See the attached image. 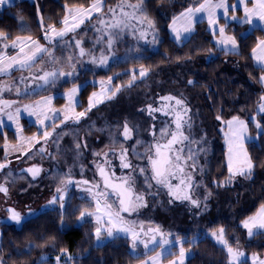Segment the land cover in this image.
Wrapping results in <instances>:
<instances>
[{
    "label": "trees",
    "instance_id": "1",
    "mask_svg": "<svg viewBox=\"0 0 264 264\" xmlns=\"http://www.w3.org/2000/svg\"><path fill=\"white\" fill-rule=\"evenodd\" d=\"M94 1L19 0L0 11V31L6 34L8 40L16 37L20 32L25 36H31L33 39L41 38V34L50 26L61 24L67 17V8H89ZM202 1L170 0L171 4L168 3L167 5L158 2L161 3V7H166L164 10L168 12V16H171L182 8L199 5ZM237 12L241 13V9H238ZM97 19L95 18L91 24L94 25ZM20 22L25 23L23 29L20 28L22 27ZM248 27L249 25L246 23L228 25L227 30L233 32L238 40L239 52H224L215 46L205 21L197 22L195 30L184 42L176 43L165 37L161 40L158 50L149 51L147 48L138 50V55L144 54L140 56L141 61L139 63L113 69L111 73L115 74V79L120 81L119 84H110L108 79L111 74L101 72L102 65H97L96 62L92 63L91 48L85 47V55H80V51L75 48L74 40H85L88 37L85 36V32L75 34L74 40L73 37H69L56 41L53 48V55L55 56L53 65L56 68L59 67L57 68L59 72H76L80 75H74L72 78V75H69L64 77L65 79L62 78L60 83L55 85L58 88L54 91L73 86L79 87L80 103L76 104V107L78 113H86L82 118L88 114L91 115L88 116L97 124L93 131L95 135L99 134L100 128L98 129V127L107 125L106 121L109 123L116 122L122 113L117 104L102 106L103 101L114 96L113 92H118L116 91L117 87L126 85L134 75L136 79L133 84L136 83V87L138 82V88L132 90L126 100L132 97L143 100L148 97L154 101L156 96L162 95L167 90L170 94L185 96L190 107L197 109L199 120L205 129H209L213 133V127L210 124L215 123L214 130L219 144L214 150L215 155L212 164L215 165V170L220 172L221 179L228 175V169L225 157L226 149L222 145V134L217 127H219V122L230 116L239 115L243 117L250 133L256 135V139L246 143L253 167L250 175H244L249 177L250 183L252 182L251 190L256 197V203L250 209L248 208L243 215H238V209L232 212L227 210L228 212H226L221 211L220 208V213H223L222 216L224 217L222 219L221 216L218 223L211 225V229L219 227L223 223L225 224V235L229 239L234 237L238 243L236 246L241 245V248L248 247L251 252H260L264 251V232L261 237L260 234H257L249 241L245 236L243 237L244 229L237 224L243 216L252 213L260 204L264 203V131L258 132L252 120V117L255 116L258 122L264 126V113L256 111L263 93L257 76L264 69L252 63L250 54L258 40L264 38V29L254 27L242 35L241 31L248 30ZM91 38H94V35ZM122 41L125 43V40ZM47 56L46 61L49 63ZM43 57L45 58V55ZM50 60L52 61L51 57ZM179 66L185 67V69L182 68L183 70L180 72L177 68ZM141 70L146 71V75L143 77L139 75ZM33 77L31 76V79L34 81ZM190 80L193 81L192 84L188 83ZM52 84L50 83L49 87ZM110 86L115 89H107ZM45 93L40 92L39 95ZM90 98L94 104L91 112L88 111ZM59 99L65 101L63 97L56 95L54 103H64ZM101 107H103V111L98 110ZM123 109H127V107ZM218 116L220 117L219 120L217 119ZM47 124L44 130L49 131L52 124ZM22 129L32 133L35 131L36 125L34 123L29 124ZM12 132L13 130L8 129L7 135L5 131H0V163L9 160L2 145L5 140H10L13 135ZM68 148L67 145L66 147L62 145L63 150ZM57 160L58 164L54 163V166L64 165L62 160L59 158ZM19 189V187H10L11 195L14 198L17 197L20 203L26 197L19 192ZM27 191L31 193L36 191L37 193L34 187H28ZM251 198L253 197L251 196ZM240 205V202L234 201L232 207L237 208ZM77 218V212L66 214L64 218L60 208L54 209L51 205V207H44L42 211L34 212L33 215L23 218L18 226L0 219V264H57L55 262L57 257H59L58 264H70L71 262L75 264H136L146 256V254L130 251L124 244H98L92 221L84 219L77 222ZM182 244L184 248L193 251L185 264H229L230 258L226 248L210 236H200L193 243L187 238ZM174 252L177 251L174 250ZM242 264H250V261H242Z\"/></svg>",
    "mask_w": 264,
    "mask_h": 264
},
{
    "label": "rangeland",
    "instance_id": "2",
    "mask_svg": "<svg viewBox=\"0 0 264 264\" xmlns=\"http://www.w3.org/2000/svg\"><path fill=\"white\" fill-rule=\"evenodd\" d=\"M16 1H19V0H10V3L3 5V6H0V11H2L4 7L11 5ZM158 1L162 2L164 5H167L168 3L171 4L170 0H158ZM158 1L155 2L152 0H143L144 14L148 17V19H150L153 22L154 29L149 28L146 21L142 24L137 23L136 21H131V24H133L135 26V29L129 27V28H125L122 32H120L119 29L107 28L104 25L99 24L98 20L100 18L105 19L106 21H108V23H114L115 19L119 18V8L117 7V5H119L121 3L136 4L139 2V0H104L103 1V10H102L103 13L101 12L102 13L101 15H100V13L93 12L92 18L90 20L85 19V22L83 24H81L75 30V32H71V31L68 32V34L63 39L73 37V40H74L75 34H82L83 32H85V36H87L88 38H86L85 40H83V39L80 40L82 42L81 46L83 47L84 50H86L85 47L91 48V52L93 53L92 57H95L96 60L97 59L100 60L102 55L103 56H106L107 54L108 55H112V54L114 55V54H116L117 49L123 50L122 47H118L119 44L122 45V42H123L122 40L124 39L123 37H131V39H130L131 42H133V40H134L137 45H140L144 48H148V49L154 51L156 49L158 50V46L161 43V35L159 32L161 30V28L165 27L163 39H165V37H166V38L173 40L176 43H182L190 37L192 32L195 30V24L197 22L205 21L206 28L210 32L211 39L218 49H221L224 52H235V53L239 52L238 40L234 36L233 32L227 30V27H228V25L234 26L237 24H242L241 21L244 17L243 6H240L238 8V9H241V13H238L237 11H235V12L229 11L227 16H225L223 14V9H217V23L211 27L209 26V23H208L207 13L206 12L205 13H197L194 17V22L191 25V32L190 33H183L185 38L178 42L175 39V33L172 30L173 27H175L177 30H180L181 32H183V28L187 26V21L184 18H181V13L185 12V10L190 8V7L195 8L198 5H191V6L182 8L179 12H177L174 15H171L169 17L168 16L169 14H167L168 12H166L164 10L166 7L165 8L161 7L160 6L161 3ZM213 2H219V0H213ZM226 2L229 5L238 4V0H226ZM94 3H95V1H94ZM247 6L249 8H251L252 4L248 3ZM109 8L116 9V17L115 18L112 17V15L108 12ZM81 9L82 8H67V17H68V25L69 26H71L75 22L73 20V15L76 12L80 11ZM83 9H84V7H83ZM85 9H88V8H85ZM125 10L128 12L132 11V9H130V8H125ZM138 15H139V13H138ZM97 16H98V19H97ZM232 16H236L237 19L233 20ZM167 17H168V20H167ZM95 18L97 19V21L94 23V25H92L91 23ZM77 19H79V17H77ZM174 20H175V24L173 23ZM54 27L57 31H59L63 27H65V25H63L61 22V24L54 26ZM221 27H223L225 30V33H224L225 37H234L236 39L237 48L234 51L232 50L230 43L227 45L218 43V41H220L222 39V37L219 35V28H221ZM255 27H260V28L264 29V24L257 22ZM253 28L254 27L252 25H249L248 30L241 31V34L244 35V34L248 33ZM97 29H102V31H97ZM48 30L49 29H47L45 32H43L41 34V38H36L33 41H38L40 45L46 46L52 52H54L53 48L56 45L55 43H56V41L57 42L60 41V39L54 40L51 44H49L48 41L44 39V36H45L46 32H48ZM140 31H144L146 33V38H140ZM214 31H215V34H214ZM109 32H112V33L118 32L119 33V35L115 36V38H114V43L112 44L111 51L108 50V46H107V38H108L107 33H109ZM48 34L51 35L52 33L49 32ZM93 35H94V38H91V37H93ZM154 35L156 37L155 40H153ZM28 37H31V36L26 35V36H22L20 38H21V40L26 42V39H28ZM101 37H102V39H101ZM16 39L17 38H15V40ZM15 40L9 41L8 39L0 38V55H2L4 57V63L5 64H7L9 62L10 57H16V56H22L23 55V53L20 52L21 47L24 49V53H28L30 49H34V47H35L31 42H28L27 44H25V43L18 44V46L16 48H13L11 45H12V42ZM31 40H32V37H31ZM77 40H79V39H77ZM261 40H264V38H261L258 40L257 44L252 48L250 54H251V58H252V63L257 67L264 69V63H261L256 59V56H259L261 54L260 49L257 48V45H258L259 41H261ZM74 41H76V40H74ZM125 41H127V39H125ZM5 45H7V47H5ZM75 48L77 49V51H80V49L77 48L76 46H75ZM254 48L257 49L256 56L253 55V49ZM44 55L46 57V54H44ZM234 60H236V59H234ZM39 61L42 62L43 64L41 65V63L37 61L34 64V66H32L30 68L20 69L18 66H16V67H13L12 69H10L6 73H0V87H4V88L6 87V89H0V100L15 102L12 104L11 107H7L3 104H0V108L3 109V111H0V121H2V123H0V131H2V132L5 131V133L8 135V129L13 130V132H12L13 135L10 138V140H5V142L3 143L2 146L5 148V150H4L5 154L8 155L11 159V166H14V167H18V165L20 166V164L22 167L23 165H30L33 163V162H29L28 158L23 159L22 157L27 153V151L31 150L32 144L36 143L34 145L35 147H37V144H40V146L37 148V150L41 149L42 140L44 137L43 132H45L44 127L47 125V123L52 124V127H51L52 129L50 131H52L53 129L60 130L63 128V124L70 122L69 120H71V119H76V115L78 114L76 104L80 103L79 97H78L79 87L77 88L78 91L72 97V104L70 105L69 104V92L75 86L70 87V88H63L59 91H54L55 88H50V87L47 88V85H49V84L46 85L45 89H42V88L36 86V85H38V83L35 84V82L30 79L34 69L35 70L40 69L39 71H41L42 74H43V71H54L55 70V71L59 72V70H57V68H59V67L56 68V66L53 65V61L50 60L49 63L46 61V59H42ZM92 63L93 64L95 63V62H93V59H92ZM238 63H240V62H238ZM185 65H188V64H185ZM177 68H178V71L180 70V72H181V70L185 69V67H180V66ZM196 68H197V66H196ZM236 68H238V67L236 66ZM27 71H29V73ZM186 71H188V70H186ZM21 73H26V78L28 77L26 79V83H25V81L23 83V80H22V83L24 86L19 87L18 85L11 84V82H14V81L18 82L19 81L20 77L18 76V74H21ZM42 74H38V75H42ZM10 75H13V76L10 77ZM23 76H25V75H23ZM68 76L69 75L60 76V77H61V79L62 78L65 79L64 77H68ZM261 76H264V71L260 72L257 76V78H258L257 80H258V82L261 85L262 90H263L262 97H264V82H261V80H260ZM9 78L11 79L9 81V84L8 85L3 84ZM23 78L24 77H22V79ZM32 86H34V87H32ZM31 87H32V89L30 91L31 92L30 94L28 92L25 94H22V93L16 91L17 89L26 90V89H30ZM42 91H44L46 93L44 95L40 94L38 96L31 97V95H34L37 92H42ZM50 92H51V94H49ZM56 95L63 97L65 99V101L62 99H59V100H62L64 103L55 104L54 98ZM26 96H28V97H26ZM165 96H171V97H175L177 99L183 100L184 106L188 109L186 114H184L181 109H178V110L181 111V114L183 115V119L185 121H188V123H190V125H191L190 128L187 125H185L183 128L184 134L189 137V140L185 141L184 143H181V144H176L173 147L176 149L182 148L183 152L181 155L184 157H187L189 154H192L194 156V160L196 163L197 156L201 153V150L199 149V151H198L197 147L194 146V144L197 145V143H201L200 140L203 139L198 134L206 135V133H204L203 130H202V132L204 134L200 133L201 130L196 131V127L200 126V120H199L198 113L196 112V110H193L191 112V107L188 104V100L186 101L185 96H178V95L170 94V93H168L167 95H164V93H163L160 96H156V100H162L161 98L165 97ZM48 97L52 98L51 102L45 103V101ZM150 101H153V99L147 97V98H144L142 100L140 98V103L142 104V106L136 107V108H131V109H122L121 110L122 113L120 114L119 118L121 120H124L125 118H127V120H128L127 122L129 123V127L132 130H134L136 128L137 124L139 123L138 114H140L139 113L140 109H142L143 107L144 108L146 107L148 109V106H145V104H147ZM166 102L169 105L168 112L173 114V119L168 125L171 124L172 125L171 131H174L175 130V123H174L175 112L171 111V106L175 105V100L166 101ZM38 103L40 104V108H32L31 107V106L36 105ZM261 104H264V100L260 99V101L258 102L257 107H256V111L258 113H264V112L260 111V105ZM26 105L30 106L29 107L30 111H37V112L43 111L44 113H46V115L48 116V119L45 120L44 125H40L37 122L36 116H34V115L30 116L28 114V111L24 110V106H26ZM16 108L21 109L18 123L16 120H9L8 116H7V113H9V112H11L15 115ZM102 108L103 107L99 108L98 110L103 111ZM101 111H100V113H101ZM65 115H67L69 117L68 120H64ZM233 117H238L240 120L245 121V123L247 124L246 120L239 115L230 116V117L222 120L220 123L219 131H220V134H222V141H221L222 145L226 149L225 157H226L227 169H228V157H229V142L228 141H229V136H230L227 122L232 120ZM252 120H253L255 127H256V123L258 122L257 118L255 116H253ZM123 122H125V121H123ZM33 123L36 125V129L34 132L31 133V132H26V131L22 130V127L29 125V124H33ZM123 125H125V123H123ZM123 128L124 127H122V131H123ZM132 130L130 132V138L126 139L124 136H122L123 139H125V141L131 140L134 138L133 137L134 134L132 133ZM171 131H169V132H171ZM257 131L259 132L260 130L257 129ZM135 133H136V131H135ZM246 135H247V137H249V139H246V141H245V144H244L245 148H246L247 141L256 139V135H253L250 133V131L248 129V125H247V134ZM28 137L31 138L30 143L27 142L28 140H25ZM161 138H163V139L168 138L169 139L170 137H161ZM56 139H58V138H56ZM37 140L39 141V143H37ZM191 141H194V144H192ZM68 143H69V138L64 137V139L60 140L59 144H56V145H63L64 147H66V145L68 146ZM141 145H143V144H141ZM154 145H156V144H152L151 146H149V148L147 147L145 149V151H143L141 154H139L138 152H135V151L133 152L134 154L132 153L135 156L134 161L137 162V164L139 165L138 168L135 167L134 162L130 161V159H129L130 157L128 156V154H129L128 151L126 152L125 159L127 162H129L132 165V167L127 168L130 171L136 170L138 173H140L139 170L141 168L145 169L144 174L137 178V187L133 186L132 183L129 181V183L132 186V190H133L134 195H136V194L142 195L144 198V202L147 205L146 207H140L139 210L140 209L146 210V209H150L151 207L154 210V205H157L160 202V199H161L160 193H163L164 189H166L168 191V196H170L168 199V210L170 208V212H169L170 220L168 222V225H165L164 228L168 229V231L172 232L171 236L166 237L172 243L170 245L166 246L168 251L165 252L164 256L161 257V259L157 262V264H170V261L178 260V258H179L180 244H178L176 242L177 238H179V240L182 243L187 238L189 239V241L191 243H193L196 240H198V238L201 236V234L196 232V233H192L191 235L185 236L184 232H188V231H190V229L194 228V227H191L192 226V224H190L191 221H187L188 222L187 223L186 220H184V218H185L184 217V213H185L184 207L185 206H175L174 205L175 201L179 202V203H177L178 205H181L182 202H180V199H176L175 196L170 194L169 188L157 184L156 181L153 179H151V181H150V179L146 180L147 175H149V174H150V176L153 175L151 168H150V162L148 160V157L149 156L155 157L156 149H155ZM42 148L44 149V152H45V147L43 146ZM47 149H50V146L47 147L46 150ZM124 150H126V149L114 150L116 158L118 160L121 159V153ZM189 150H191V153L189 152ZM56 151H57V146H53L50 149V153H55ZM105 154H106V151H102V153L100 154V155H102V158L100 157V159H97L96 161H93V160L91 161L92 165L94 166V170H99L98 166L102 167V165H100L99 161L101 159L103 160V158L105 157ZM137 155H140V156H137ZM55 156H57V154ZM66 158L67 159L73 158V155L71 153L70 148L66 149L62 153V161L66 160ZM21 161L23 162V164ZM76 161L79 162L77 159H76ZM187 163L190 166L193 164V161L188 160ZM235 167H236V164H235V157H234V163H233L234 171H235ZM191 169L192 170L199 169V171H200L201 166H198L195 164V168L191 167ZM14 170H16V168H14ZM184 171H185V169H184ZM5 174L6 173L3 174L4 177H5ZM6 175L8 176V174H6ZM181 175H183V174H179L178 176H181ZM19 179H21L20 182L22 183L19 187L20 188L19 190H20L21 194H24V197H26L24 199H28L30 197H33V195L36 194V191H32V193L30 191H27V186H28L27 183L22 180L23 179L22 177L17 178V180H19ZM229 179H230V173L228 171V175L226 176V178L220 180V184H221V188H222V190H220L221 192H219L220 194L211 196V200L213 203V206H212L213 209L216 210V209L221 208V211H226V212H228L227 210H230L232 212V211H236V209H239L238 211L244 212L245 210H248V207H249V209H250V207H253V205H255V203H256V197H255L253 191L251 190L252 182L250 183L249 177H245V176L237 174V175L231 177V182H229ZM237 180L241 181V183L239 182V184H241L240 187L244 191H246L245 196L242 195L241 192H239L237 194L235 193L234 186L238 183ZM233 182L236 184H234ZM148 184H151L152 187L149 188ZM0 185H3L4 187H6V185H7L5 180L1 177H0ZM177 185H179V179H176L174 184L172 183L173 190H175V186H177ZM237 186H239V185L237 184ZM160 187H162V188H160ZM180 189H182V191H177V195L182 196V195L186 194V190L184 188V185H180ZM144 191H145V193H144ZM148 191L150 193V196L148 198L151 201V203H150L151 205L148 203V200L146 197V195L148 194ZM8 193L10 194L11 190ZM74 193L76 195V198L83 196L84 198L90 199L92 201L90 203L92 211H89V212H95V210H96L95 201L93 200L92 195L87 191V189H82V188L80 189L78 187L74 190ZM4 195H5L4 192H0V218H4L3 219L4 221H10V222H8L10 224L11 221L12 222H14V221L10 219L11 213L8 210L9 209H13V210L16 209L15 211L19 212L21 214V211H20L21 209L19 207H16V205L20 204L21 202L19 203V202L13 201V203H12V199L10 198V200H8L7 198H4ZM251 196L253 198H251ZM192 199L195 200L194 198H192ZM235 200H237L241 204L240 206H237V208H235V206L232 207ZM186 201H188V203H191L190 200H186ZM204 201L205 200H203V202ZM228 204H231V205H228ZM37 205H38V202L34 204L35 207H37ZM56 205L60 208L59 202H57ZM148 205H150L151 207ZM262 205H264V203L260 204L254 211H252V213H249V214L243 216L242 219L239 222H237V224L244 227L243 226L244 221L248 220L250 217L257 216ZM192 206L195 207L196 205H193L191 203V207ZM62 212H63V209H62ZM63 213H65V212H63ZM66 213H67V211H66ZM77 213H78L77 222H80L84 219H88V220L92 221L95 228L98 226L96 219H95V216H86L84 219H81L79 212H77ZM222 215H224V214L222 213L220 216H222ZM208 216H210V215H208ZM223 217L224 216H222V219H223ZM210 218H212V216H210ZM129 219L133 221L132 216H130ZM147 219L154 221L153 218H151L150 211H148V218ZM200 221L203 224H198V223H196V224L193 223V224L198 226V227H201L205 223H208L207 219L206 220L200 219ZM15 224H17V223H13V225H15ZM148 225H152V222L149 221ZM224 227H225V224L221 223L220 227H216L213 229H207L206 233H204L203 235L206 234L207 236H210L214 240H216V238L213 237L212 233L214 231L218 232L219 229L223 228L224 229V238L229 242V244L234 249H236V247L233 245V242H232L233 240L228 239L227 236L225 235V228ZM179 230L181 232L179 234H177L179 232ZM244 230H245V232H244L245 237L249 241L252 240V238H254L257 234H260V237H261V234L264 232V229H253L254 235H252L250 237L248 235V230L245 227H244ZM118 235L121 236V238L118 237L117 235H115L116 237L114 236L115 238L114 237H108L105 233L102 237V240H100V241L97 240L96 242L98 244L99 243L100 244L111 243V244L117 245V244H120L121 241H123L124 237L125 238L127 237L123 233H120ZM157 240L159 241L160 238H157ZM128 249L135 253V251L131 250V248L129 246H128ZM184 249L186 252V255L184 258V264H185L187 258L190 257V255L192 254L193 251H192V249H186V248H184ZM150 250H151V253L146 254L144 259H142L140 262H138L136 264H144L145 261H148V264H152L150 258L155 257L157 253L161 252V248L155 247L153 250V246L149 245L148 249H145V250L142 249L141 252L146 253L147 251H150ZM174 250H176L177 252H174ZM226 250H227V248H226ZM240 250L245 253V256L242 257V261L249 260L250 264H261V261H264V251H260V252L253 251V252H251L249 249H240ZM169 252L171 254H169ZM254 257L256 259H253ZM55 262L57 264L59 263L58 261H55ZM62 264H64V263H62ZM70 264H75V263L71 262Z\"/></svg>",
    "mask_w": 264,
    "mask_h": 264
},
{
    "label": "snow or ice",
    "instance_id": "3",
    "mask_svg": "<svg viewBox=\"0 0 264 264\" xmlns=\"http://www.w3.org/2000/svg\"><path fill=\"white\" fill-rule=\"evenodd\" d=\"M10 3V0H0V6L6 5ZM248 3L252 4V7L249 8L247 6ZM240 6L244 8V17L242 19V23H246L252 25L253 27L256 26L257 22L264 24V0H238V4L229 5L226 0H219V2H213V0H203L202 3L195 8L190 7L185 10V12L181 13V18H184L187 21V26L183 28V32L177 30L173 27V32L175 33V39L179 42L184 39L183 33H190L191 32V25L194 22V17L197 13H207L208 15V23L209 26H213L217 23V9H223V14L225 16L228 15L229 11L235 12L238 10ZM119 8V18L115 19L114 23H108L103 18L98 20V23L104 25L107 28H115L119 29L122 32L125 28H133L135 26L131 24V21H136L137 23H144L147 22L149 28L154 29L153 22L148 19V17L144 14L143 9V0H139L136 4H124L121 3L117 5ZM125 8L132 9L131 12L125 10ZM103 10V0H95V3L91 4L88 9H81L80 11L76 12L73 15V20L75 21L71 26L68 25V17L62 21V24L65 25L61 30L57 31L54 26H50L48 32H46L44 39L51 44L54 40L63 38L68 34V32H75V30L85 22V19L90 20L92 18V13H101ZM108 12L112 15V17H116V9L109 8ZM139 13V15H138ZM79 17V19H77ZM232 19H237L236 16H232ZM175 24V20L173 21ZM43 27V25H42ZM97 31H102V29H97ZM52 33L49 35L48 33ZM225 30L223 27L219 28V35L222 37L219 44H231V48L234 51L237 48L236 39L234 37H225ZM215 34V31H214ZM119 35V33H107V46L108 50L111 51L112 44L114 43L115 36ZM0 38L7 39L5 33L0 31ZM140 38H146V33L144 31H140ZM155 35L153 36V40H155ZM102 39V37H101ZM28 40L35 46L34 49H30L28 53H24V49L21 47L20 52L23 53L22 56L10 57L9 62L7 64L4 63V57L0 55V73H6L13 67L18 66L20 69L30 68L34 66V64L38 60L43 59V55L46 54L52 58V61L55 62V56L53 52L46 46L40 45L38 41L31 40V37H28ZM99 42V41H98ZM25 41L21 40L20 37H17L15 41L12 42V47L16 48L18 44H23ZM81 41L76 40L75 46L80 49V55H85V50L81 46ZM7 47V45H5ZM257 48L260 49V55L256 56L257 49H253V55L256 56V59L264 63V40L259 41ZM71 59V58H69ZM108 60L107 56H101L99 62L101 64L106 63ZM93 62H96L95 57H93ZM43 71V70H42ZM65 75H72V73H64V72H57V71H43L42 75L34 76L33 79L36 81H42L43 84H38V87H43L45 84L54 83L55 79L58 76H65ZM140 77L146 75L145 70H141L139 73ZM136 79L135 75L133 76L132 80L129 81L128 87L132 86V83ZM111 80V78H109ZM261 82H264V76L260 77ZM189 84H192L193 81H188ZM120 88L117 87L116 91H119ZM78 91L76 87H73L69 92V104H72V97ZM19 92V89H17ZM95 96V93L93 94ZM115 95V92H113ZM110 98V97H109ZM51 97H48L45 103L51 102ZM163 101H172L175 100V105L171 106V111L175 112V130L169 132L167 129L161 130L162 137H170L167 139L166 144H159L157 143L154 145L156 152L155 158L153 156H149L148 160L152 166V173L151 179L155 180L157 184L165 186L169 188L170 194L175 196L176 199H184L190 200L193 205L199 207V203L196 200H193L190 195H177V191H182L180 189V185H184L186 188L192 187V176L190 173H185V167H192L195 168V160L192 154H189L187 157L182 156L183 149H176L173 146L176 144L184 143L185 141L189 140V137L184 134L183 128L187 125L189 128L191 127L188 121L183 119V115L181 109L184 114L187 113L188 109L184 106V102L181 99H177L171 96H165L161 98ZM261 100H264V97H261ZM15 103L13 101H4L0 100V104H3L7 107H11L12 104ZM94 106L92 99L89 100V108L88 111ZM30 106H24V110L28 111L30 116H36L37 122L40 125L45 124V120L48 119V116L43 111H30ZM32 108H40V104H36L31 106ZM165 108L169 107V105H164ZM149 114L153 111H162L163 109H152L151 106L148 108ZM0 111H3L0 108ZM260 111L264 112V104L260 105ZM21 109L16 108L15 115L11 112L7 113L9 120H16L18 123L19 115ZM168 112H165V115H168ZM85 112H80L76 115V121L78 122L80 117L85 116ZM69 117L65 115L64 120H68ZM217 119L219 120L220 117L218 116ZM2 123V121H0ZM229 128V157H228V171L230 173L229 182H231V177L237 174L239 175H250L251 169L253 167L251 157L248 155L247 149L244 147L247 137V124L245 121L240 120L238 117H233L232 120L227 122ZM257 129L264 131V126H262L259 122L256 123ZM130 132L128 125L125 123L123 128V135L124 137L130 138ZM51 134L47 131L43 132V136L47 139ZM37 143L39 141L37 140ZM77 147H80L77 145ZM162 149L166 151H162ZM38 151L43 152L44 149L41 148ZM126 152L127 150L122 151L121 153V167L123 168H130L132 165L126 161ZM191 153V150H189ZM235 157V171L233 169ZM192 160L193 164L188 165L187 161ZM6 165L0 163V170L5 168ZM99 168V175L103 180V189L99 183L93 185V188L96 191H93V188L87 189V191L92 195L93 200L96 204L95 212H89L88 210H83L80 212V218L84 219L86 216H95L97 227L95 228V237L99 241L102 239L103 235L106 233L108 237H114L120 233L125 234L131 240V247L132 249H136L138 245H143L145 249L149 248V245L153 246V250L155 247H160L161 252L157 253L155 257H151L150 260L152 264H157V262L164 256L165 252L168 251L166 246L170 245L172 242L168 240L163 233L160 232L159 228L153 229L148 228L145 229L143 223H137L136 221L127 220L122 213H128L131 215L133 212L137 211L140 207H146V203L144 202V198L140 194L133 195L132 186L129 183L130 177L119 178L121 179V183H112L111 179L108 174H106L105 169L101 166ZM28 172L32 173L33 177H35L39 172V168H29L27 169ZM141 175L144 174L145 169L141 168L140 170ZM179 174H183L178 176ZM114 176V173L112 174ZM171 179H179V185L175 186V190H173V186L171 184ZM147 180V177H146ZM73 181L68 179L67 181H62V184L65 186V190L67 184H71ZM81 183V182H77ZM83 184H88V181H82ZM148 187H152L151 184H148ZM112 191L109 192L108 189ZM8 189L3 185H0V192H4L7 194ZM58 196H54L50 204H56L59 202L60 208H64V190L61 188H57ZM115 195L117 197V201L110 202V197ZM113 203L117 204L115 210L113 209ZM11 213L10 219L15 221L17 224L22 222L23 217L19 212H16L13 209L8 210ZM243 226L248 230V235L251 237L254 235L253 229H264V205L261 206V209L257 216L250 217L248 220L244 221ZM152 235H149V234ZM157 235L160 236V240H157ZM213 237L216 238L217 242L223 244L228 251L230 261L229 264H242V257L245 256V253L237 247L234 249L229 242L224 238V229H219L218 232L212 233ZM180 244L179 248V258L178 260L170 261V264H184V258L186 255L185 249L183 247L182 242L177 238L176 241ZM169 254H171L169 252ZM253 259H256L255 257ZM57 261L59 262V257H57ZM144 264H148V261H145ZM261 264H264V261H261Z\"/></svg>",
    "mask_w": 264,
    "mask_h": 264
},
{
    "label": "flooded vegetation",
    "instance_id": "4",
    "mask_svg": "<svg viewBox=\"0 0 264 264\" xmlns=\"http://www.w3.org/2000/svg\"><path fill=\"white\" fill-rule=\"evenodd\" d=\"M134 49V47H133ZM139 49V48H138ZM121 55V56H120ZM144 55V54H143ZM143 55H137L135 52H131L128 50V52L124 53H117L114 55H107L108 60L106 63L101 64L99 60H96L97 65H102L101 72L105 74H111L109 77L111 80L108 79V82L110 84L116 83L119 84L120 81L118 79H115V74L111 73L113 69L119 68L121 66L130 65L132 63H139L141 61L140 56ZM74 75H80V73H73ZM70 78V79H71ZM61 77L58 76L55 79V82L52 84L50 88H58L55 85H58L61 81ZM129 81L127 82L128 85ZM136 84V83H135ZM135 84L132 83L131 87H128L127 85L119 86L121 87L118 92L115 93L114 96H110V98H107L103 101L102 106H112L117 104V107L119 109H123L124 107H127V109L136 108L142 106L140 103V99L137 97L135 98H129L126 100L130 95L129 93L132 92V90H135L138 88V82L135 87ZM107 89L114 90L113 86L108 87ZM128 93V95H126ZM168 94V90L165 92V95ZM168 105L166 101L160 100L156 101V99L153 102H148L145 104V106H151L152 109H163L162 111H153L151 114H149V110L145 107L140 109L139 113L144 115L142 117L139 116V125L138 129L132 130L133 139L125 141L122 136L123 131L122 127H124L123 123H126L127 118L124 120H121L117 118L116 122L109 123V121H106L108 125H102L101 127H98V133L97 135L93 134L94 126L97 125L93 122L92 119H90V116H86L84 118H79L78 122L76 119H71L70 122L63 124V128L53 129L51 131V135L47 138L48 140L52 139V143H49L45 140V137H43L42 145L46 148L50 146V149L53 146H57V151L55 153H50V149H47L46 152H40L37 150V147L39 146L37 144V147H33L32 150H30L28 153H26L22 158L26 159L28 158L29 162H33L30 165H39L41 167L40 176L36 179H32L31 176L28 174L21 172L20 170L23 167H27L30 165H23L21 167H14L10 165V171L7 172L8 176L5 174V180L8 182L10 187L18 188L22 183L20 180H17L18 177H22L23 181L27 183L28 187H34L37 190V193L33 195V197H30L28 199H24L20 204H22L23 209L22 212L23 215L26 217L33 215L34 212L42 211L44 207H52L55 209L58 206L56 204H50L49 201L52 200L54 196H58L59 193H57V188H61L64 190L65 194V200H64V208L63 211L66 214L73 213V212H80L83 210L92 211L90 203L92 202L88 198L82 197H75L74 190L76 188H82V189H89L93 188V185L99 183L101 186V189H103V181L101 177L98 175V171L94 170V166L92 165L91 161H96L97 159L102 158V151H106L105 157L103 160L101 159L99 161L100 165L104 169H106L112 178L116 180H120L119 178L124 177H130V182L133 186L137 187V178L141 176V173H138L135 171H130L127 168L121 167V159L118 160L115 155V151L117 149H126L128 151V156L130 157V161L134 162L135 167L138 168L139 165L137 162H135L133 155L134 151L141 154L145 149L152 144H166L168 138H161V130L167 129L171 131L172 125H168L172 119L173 114L168 112V107L165 108L164 105ZM195 110L191 107V112ZM197 110V109H196ZM91 112V111H90ZM165 112H168V115H165ZM139 115V114H138ZM115 121V119H114ZM125 121V122H123ZM105 122V123H106ZM118 122V123H117ZM149 124L148 128L143 127L142 125ZM215 123H211L210 126H214L213 133L209 131V129H205L200 122V126L196 127V131L201 130L200 133L206 135H200L203 139L200 140L201 143H197V145L194 144V141H191L194 146L197 147V150H201V153L197 156L196 165L201 166V170H192L191 167H185V173H190L192 176V187L191 188H185L186 194L190 195L192 198H194L199 203V207L192 206L191 203H188V201L184 199H180V202H182L181 205H178V201H175V206H185L184 208V220L191 221L190 224H192L191 227H194L190 229L188 232H184L185 236H188L192 233H199L201 236H207L206 233L207 229H211V225H215V223H218L220 221V208L214 210L213 209V203L211 200V196L219 195L222 190L221 184H220V172L215 170V165L212 164L213 158H214V150L216 148V145L219 144V141L216 138L215 133ZM219 129V127H217ZM204 131V133L202 132ZM219 131V130H218ZM64 137H68L69 143L68 146L71 149V153L73 155L72 159H67L62 161L64 162V165H58L57 167L53 165V163L58 164V158L59 160H62V153L65 151L62 149V145H56L59 144V141L64 139ZM199 137V136H198ZM58 138V139H56ZM143 144V145H141ZM79 145L80 147H77ZM39 152V153H38ZM133 153V154H132ZM54 154H57L59 157L55 156ZM132 155V156H131ZM140 156V155H137ZM155 158V157H154ZM74 159V160H73ZM76 159L79 161L77 162ZM23 161V160H22ZM21 161V162H22ZM104 161V162H103ZM23 164V162H22ZM14 168L16 170L14 171ZM150 168L152 171V166L150 164ZM114 173V176L112 175ZM153 174V173H152ZM96 175V176H95ZM179 175V174H178ZM150 174L147 175V179H150ZM96 178V179H95ZM68 179H71L73 183L67 184L66 190L64 184H62V181H67ZM82 181H88V184H83ZM176 179H171V184L175 183ZM81 182V183H77ZM162 188V187H160ZM235 188V193L238 190L242 193V188ZM73 191V192H72ZM93 191H96L95 188H93ZM109 192H111V189H108ZM145 193V191H144ZM31 194V193H30ZM32 195V194H31ZM134 195V193H133ZM150 193L148 191V194L146 195L148 203L150 204L151 201L149 200ZM161 199L160 202L157 205H154V210L150 206V209H138L137 211L133 212L131 215H128V213H122V215L127 219L130 220L129 217H133V221H136L138 224L143 223L144 228H159L160 232L164 234L165 237L171 236L172 232L168 231V229H165L164 226L168 225V222L170 220V208L168 210V199L170 196H168V191L164 189L163 193H160ZM203 200H205L203 202ZM18 202L19 200L14 198L12 196V203ZM117 201V197L115 195H112L110 197V202ZM38 202L37 207L34 206V204ZM173 206V205H172ZM117 207L116 203H113V209ZM59 208V207H58ZM149 208V207H148ZM148 211H150L151 218H153L154 221L148 220ZM64 214V218L66 214ZM212 218H210V216ZM138 218V219H137ZM200 219L208 220V223H205L201 227H198L194 225L193 223L203 224ZM152 222V225H148V222ZM81 222V221H80ZM188 223V222H187ZM66 224L64 223V226ZM181 231L177 234H179ZM149 235H152L151 233ZM121 238V236L117 235ZM116 237V236H115ZM114 237V238H115ZM157 238H160L159 235H157ZM120 244H124L125 246L131 247V240L127 236L124 237L123 241H121ZM142 249L145 250L144 246L138 245L136 249H132L133 251H141Z\"/></svg>",
    "mask_w": 264,
    "mask_h": 264
},
{
    "label": "crops",
    "instance_id": "5",
    "mask_svg": "<svg viewBox=\"0 0 264 264\" xmlns=\"http://www.w3.org/2000/svg\"><path fill=\"white\" fill-rule=\"evenodd\" d=\"M20 25L22 26V27H20V28L23 29L25 23H24V22H20ZM22 36H25V35H23L22 32H20L19 35H17V36L14 37V38L9 39V41L15 40V38H17V37H22ZM32 40H35V39L32 38ZM28 42H31V41H29L28 39H26L25 44H27ZM34 70H35V69H34ZM39 70H40V69H36V75H38V74L40 73ZM23 75H26V73L18 74V76L20 77V79H19L18 82L16 81V83H17V85H18L19 87L24 86V85H23L24 81H25V83H26L25 76H23ZM22 77H24V78L22 79ZM22 80H23V83H22ZM9 81H10V78H9L6 82H4L3 84L8 85V84H9ZM37 83H38V82H37ZM38 84H39V83H38ZM1 86H2V85H1ZM36 86H38V85H36ZM0 89H6V87H5V88H4V87H0ZM19 92H23V91L19 89Z\"/></svg>",
    "mask_w": 264,
    "mask_h": 264
},
{
    "label": "water",
    "instance_id": "6",
    "mask_svg": "<svg viewBox=\"0 0 264 264\" xmlns=\"http://www.w3.org/2000/svg\"><path fill=\"white\" fill-rule=\"evenodd\" d=\"M162 151H165V150H162ZM29 168H39L40 169V166H29V167H25L24 168V171L26 172V173H28L32 178H36L38 175H39V173L35 176V177H33V175H32V173H30V172H28L27 171V169H29ZM105 172H106V174H108L109 175V177H110V179H111V182L112 183H121V181L120 180H116V179H114V178H112L111 177V175L109 174V172L105 169ZM98 174H99V170H98ZM100 176V175H99ZM101 177V176H100ZM102 179V178H101ZM103 181V180H102ZM110 189V188H109Z\"/></svg>",
    "mask_w": 264,
    "mask_h": 264
},
{
    "label": "bare ground",
    "instance_id": "7",
    "mask_svg": "<svg viewBox=\"0 0 264 264\" xmlns=\"http://www.w3.org/2000/svg\"><path fill=\"white\" fill-rule=\"evenodd\" d=\"M121 56V55H120ZM213 128H214V126H213ZM234 183V182H233ZM241 183V182H240ZM234 184H236V183H234ZM241 185V184H240ZM234 190H235V188H234ZM234 194V193H233ZM230 207V206H229ZM229 262V261H228Z\"/></svg>",
    "mask_w": 264,
    "mask_h": 264
}]
</instances>
